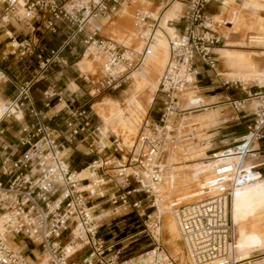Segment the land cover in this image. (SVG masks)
Returning <instances> with one entry per match:
<instances>
[{"label":"built area","instance_id":"built-area-1","mask_svg":"<svg viewBox=\"0 0 264 264\" xmlns=\"http://www.w3.org/2000/svg\"><path fill=\"white\" fill-rule=\"evenodd\" d=\"M210 1L186 0V10L181 16L183 30L169 37L168 59L159 77L157 91L162 98L158 122L143 120L132 154L125 160L115 161V176L109 175L108 158H97L80 170L72 169L64 158L57 128L40 121L22 127L17 143L23 149L14 156L0 158V264H176L155 240L161 217L158 213L153 218L145 215V209L155 205L145 200L155 194V186L167 175L166 160L177 138L166 129V123L173 113L184 109L179 107V98L195 83L196 60L210 69L216 68L213 50L220 44L222 35L209 23L205 6ZM0 3L10 11L23 7L24 17L28 18L37 12L51 13L46 27L52 31L56 28L55 20L74 23L82 30L90 18L109 17L119 4L118 0H68L66 3L62 0H0ZM134 19L137 26L152 18L137 12ZM84 42V53L91 48L90 56L102 60V75L92 87L93 95L105 89L120 88L129 79L131 70L141 66L144 60L143 51L99 39L96 31ZM22 48L24 53L29 44ZM38 57L44 68L49 58L43 59L41 53ZM5 77L0 69V81ZM29 89L30 82H26L17 95L3 105L0 120H20L17 114L22 116L30 100ZM247 95L258 101L254 119L246 125L239 139L208 155L213 167L202 182L201 190L206 193L195 201L172 205L189 264H246L264 258V254L237 258L230 213L233 192L261 178L249 158L255 152V143L264 138V87L258 86V90L249 91ZM71 116L82 119L78 125H74L75 119L67 122L74 135L92 125L86 106L73 110ZM92 128L99 132V124L93 123ZM3 132L0 128V135ZM117 151L115 146L114 152ZM85 169L86 175L83 174ZM134 194L141 197L131 199ZM98 198L115 208L134 210L143 226L139 232L151 239L152 248L123 257L121 249L105 245L95 215ZM145 203L147 206L142 208ZM15 240H18L16 246L24 241L38 242L35 261L30 262L26 255L15 250L12 244Z\"/></svg>","mask_w":264,"mask_h":264},{"label":"rangeland","instance_id":"rangeland-1","mask_svg":"<svg viewBox=\"0 0 264 264\" xmlns=\"http://www.w3.org/2000/svg\"><path fill=\"white\" fill-rule=\"evenodd\" d=\"M67 1L68 0H62L63 3H66ZM118 2L119 4L116 6V10L113 13V15H115L118 19L117 21L115 20L116 18H111V20L108 22L105 18L102 19L101 16H97L95 18H90V25L88 26L87 24V26L93 28L100 27L102 24H106L109 26V35L112 36L118 43H124V45L128 47L134 46L138 51H143L144 42L138 39L137 34L145 33L143 35L149 37L146 33V29H151L148 23H153V21L146 19L144 23L141 22L135 26L134 16L137 12L151 15L150 18H152V20L157 19L156 23L159 24V27H157V24H155L152 32L150 30V33L155 34L156 31L162 30L166 37L172 36L174 31L169 32L164 28L162 20L165 13L169 11L173 5L179 4L177 17L173 19L175 20L185 12L187 6L186 2L184 3L183 0H162V4L160 2L150 3L149 0H118ZM69 4L70 3H68L66 7H69ZM209 4H211L210 9L207 8ZM228 4H230V2L228 3L227 0V5ZM208 5L205 6V11L210 18L209 23L212 24L214 26L213 28L222 35V40L220 44L216 46V48L218 47V49H226L219 50L221 58L216 52L218 49L213 50L216 53V57L218 58L215 69L217 72L224 73L228 72V68H230L231 71L229 73L235 76L231 77L232 80L229 79L228 83H225V85H222V83L226 80V77L223 74L213 76L212 79L214 80V84L219 85L221 88L231 85V87L228 88L231 96L229 99H226L224 102L220 103H202V100L198 99L199 104H201H193L197 105L193 106L189 105V97L193 96L194 98H199L198 96L193 95V89H187L182 94V96L179 98V107L185 108L179 112L173 113L170 116V120L166 123L172 127L171 135L176 136L177 142L175 148L171 152L169 151V155L166 160L168 173L166 175V179H164L161 184V191L163 192L164 198L158 199L157 201V205L161 213L157 210L156 204L145 209V215H150L151 218L157 215V213L160 214L161 226L159 235L156 236L155 240L161 245V247L175 261L176 264H186L188 259L186 258L180 237L178 236L179 234H177L175 226L172 222V220H175V216L173 213V207L170 206V202L189 203L203 197L201 195L206 193V191L201 190L202 182L205 180L206 175L213 167V162H211L212 160L208 159L210 152H207V149L213 146L212 143L218 142V140L221 138V128L234 122L233 120L230 122H225L226 120L235 118L242 113L253 112L255 110L256 99H254L253 96L248 97L247 92L250 91L253 93L254 91L258 90L259 84L264 85V77L262 76V71L264 70V66L262 65V60L264 59V27H262L264 24V0L232 1L230 5L232 7H228L230 10L229 13H231L232 17V19L229 20V22L232 21L231 28H225L224 26L223 21H225L228 13L223 8L221 0H211ZM233 7L238 8V15L235 12L236 9ZM211 10L217 11V13L220 12V15H216V17L210 16L209 14ZM162 13L163 15L160 18ZM24 14V8L19 6L14 11H5L4 8L0 9V15H5L4 20L8 19L10 21L16 22L24 19ZM98 19L103 20L101 24L96 23V20ZM217 24L220 25L217 26ZM150 44L141 66L131 70L129 79H127L120 88L116 90L111 88L109 89V92H114L116 95L119 94L117 100H113L115 101L114 103L118 105V107L123 109V107H126V98L130 99L135 96L142 100L145 99V94L147 91H145V93L137 92L135 95L131 93V84L133 82L134 76L137 77V75L140 74L155 86L153 89L155 96L152 106L148 108L146 113L139 118V121L137 120L138 122H135L134 130L124 128L125 123L130 121L127 115H125L121 120H115L116 118L112 116V113L110 112L114 110L113 107L116 105L112 104L111 101H108L112 98L106 97V90L100 92L96 97L93 98V100L89 102V105H92L91 110L93 112V116H95V119L99 121L102 134L104 137L108 138L109 143L107 144L111 149H113L115 144H118L119 147H123L124 150H127V152L131 150L143 120H151L154 112H160V101L162 96L156 89V83L158 87L159 77L164 69V64L167 59L166 55L168 54V41L166 44V55L164 56V52L162 53V51H160L158 60L151 54ZM229 51L232 53L240 51L248 55V61L253 67L250 70L251 74L248 81L244 80L242 74H240V71L237 70L235 66H231L228 62L227 53ZM248 53L252 56H249ZM162 55L164 56V58H162L164 59V63L161 70L154 73L155 80L146 77L141 69L148 70L147 68L149 67V70H154V65L156 63L152 62H158L161 58L160 56ZM224 60H227V65L224 64ZM82 61L87 66V69H90L87 71V73L92 74L93 79H96V77H101L102 60L100 58L94 55H91L90 57L84 55L83 59L80 61V66ZM134 72L138 74H135ZM244 90L246 92H244ZM154 92L152 93L153 95ZM245 98L248 99L244 102H241V100ZM235 100L240 102L234 104L233 101ZM0 102L2 104L1 100ZM129 108L133 109L132 103L129 104ZM182 117H184V124L180 125L179 122L181 121ZM193 122H199L201 124H194ZM126 131L129 132L127 133ZM114 155L118 157L117 153ZM110 162L112 163L113 161ZM110 169L113 171H109V173L115 176V168L113 167ZM127 171H130V169ZM185 192H187L188 195H191V198L189 200L181 201V196L184 197L186 195ZM155 197L156 195L154 194L145 201L150 203L154 202ZM104 206H109V210L114 209L116 211L115 213H109V218L122 215V217L116 219L119 221L134 215L132 219L133 221H137L136 224L134 223L135 225H130L125 228L126 231L124 235L126 236V233H128V235H131L132 233L137 234L129 237L117 245V247H120L127 244V246L124 247L123 254L134 250L135 253L130 255L132 256L152 248L153 244H150L151 239L148 236H145L144 232H139L143 226L141 224V220L137 217L134 210H131V208L123 209V207L115 208V206L111 204H104ZM146 206L147 203L142 205V208H145ZM235 207L234 242L236 248H238L243 256H248L251 252V255H263L264 241L257 243L253 238L257 235L261 239H264V215H253L251 212L248 213L243 211L253 207H258L259 210H264V189L261 186H257L256 188H252L239 195L238 203ZM126 212L129 213L124 215ZM244 222L245 226L242 224ZM136 238L137 240L133 241ZM254 242L257 243V247ZM17 243L18 240L12 241L13 245H17ZM26 243L28 245L29 251L30 249H34L35 252L39 251V247L37 246L38 242L26 241ZM33 253L34 252H30V258L28 259L30 262L35 261Z\"/></svg>","mask_w":264,"mask_h":264},{"label":"crops","instance_id":"crops-1","mask_svg":"<svg viewBox=\"0 0 264 264\" xmlns=\"http://www.w3.org/2000/svg\"><path fill=\"white\" fill-rule=\"evenodd\" d=\"M232 1L242 0H228V3L230 2L228 5L227 0H221L223 8L228 13L225 21H223L225 28H231L230 24L232 21L229 22V20H231L232 17L228 7L231 5ZM149 2H160L162 4V0H149ZM210 6L211 4H209L207 8L210 9ZM2 8H4L5 11L7 10L5 5L0 3V9ZM234 9H236L235 12L238 15V8ZM162 15L163 13L160 15V18ZM209 15L216 17V15H220V12L217 13V11L211 10ZM99 16H101L102 19L105 18L108 22L111 18H116L113 14L109 17L104 15ZM181 16L182 15L175 20L167 21V24L174 29L173 34L180 33L183 30L184 21ZM48 18H52V14L49 12H37L30 18L24 17V19L16 22L8 19L4 20L5 15H0V69L6 75V77L0 81V100L2 101V104L0 102V118L4 110L3 105L9 103L26 82H30V100L23 108L22 116L17 114L20 120L17 121L12 118H2L0 120V128L4 130L3 134L0 135V158L5 155L14 156L19 153L23 148L19 147L17 137L21 134L22 127L26 124L40 121L58 129L59 141L63 144L64 158L72 169L80 170L97 158H108L109 171H113L110 168L115 167V161L127 159L132 154V149L127 152L123 147H119L118 144H115V146L118 147V151L114 152L115 146L113 149L108 146L107 143H109V140L107 137L103 136L100 123L95 119V116H93L91 110L92 105H89V102L97 96L93 95L91 90L99 78L96 77V79H93V75L87 73L90 69H87V66L83 63L84 60L81 62V66L80 61L83 59L84 50L86 48L84 41L93 31H96L99 39L108 40L120 47L137 48L134 46L128 47L124 45V43H118L109 35V26L106 24L100 25L101 28H91L88 27L90 25L89 19L84 24L83 29L78 30L74 23L55 20L56 28L52 31L46 27V20ZM102 19L96 20V23L101 24L103 21ZM115 20L117 21L118 19L116 18ZM150 21H153V23H148L152 32L155 24H157V19H150ZM157 27H159V24H157ZM153 35L154 33H150L149 37L152 36L153 38ZM137 37L144 42L143 52L145 57L152 39L150 40L148 37L140 35V33L137 34ZM166 37L168 41L170 36ZM25 44H29V49L23 53L24 48L22 47ZM51 51H54V54H51ZM216 52L219 54L217 50ZM39 53L42 54L43 59L49 58V62L44 68H41L40 63L42 59L38 57ZM219 57L221 58L220 54ZM163 61L164 59H159L158 62L153 61L152 63H156L154 65V70H149L148 67V70L141 69V71L146 77L155 80L154 73L161 70L164 63ZM224 64L227 65V60H224ZM195 65L197 70L195 83L190 87L193 89V95L198 96L199 98L197 99L202 100V103H220L229 99L231 93H229L228 88L231 87V85L221 88L219 85L214 84L212 77L223 74L226 77L225 82L229 79L232 80L231 77L235 76L229 73L231 71L230 68L225 65L229 71L220 73L217 72L216 69H210L198 60H196ZM225 82H223L222 85H225ZM105 90L107 91L106 97H111V100H117L119 97V94L116 95L114 92H109V89ZM154 96L155 92L147 110L152 106ZM81 106L89 108L92 125L85 131L74 135L71 133V128L67 126V122L71 119H75L74 125H78L82 122L81 118L71 116V112ZM255 106H257V102H255ZM31 110L36 113V116ZM158 118L159 111L154 112L151 120L153 122H158ZM253 119V112H247L235 118H230V120H226L225 122H230L232 120L234 122L221 128V138L218 142L212 143L213 146L208 148L207 152L226 148L235 140L239 139L240 136L245 133L246 125L252 122ZM93 123L99 124L98 133L92 130ZM254 150L255 152L249 158V162L261 175V178L257 179V181L259 186L264 189V138L255 143ZM115 153L118 154V157L114 155ZM110 161L113 162L111 163ZM83 174H87V169L83 171ZM109 175L113 176L110 173ZM140 197V194H134L131 199ZM95 202V215L97 217L104 213L116 212L114 209L109 210V206H104V204L110 203H107L103 199L98 198ZM127 213L129 212H126L124 215ZM133 216L117 221L116 219L122 217V215L109 218V214H107L98 219L100 226L99 235L103 238L105 245H113L114 249H121L123 257L135 253L133 250L123 254L124 247L127 246V244L117 247L122 241L137 234L132 233L128 235V233H126L127 235H124L126 231L125 228L130 225H135L137 222L133 221ZM135 240H137V238L133 241ZM13 247L15 250L26 255L28 259L30 258V252H34L33 256L36 255L34 249H30L29 251L26 241L19 243L18 246L13 245Z\"/></svg>","mask_w":264,"mask_h":264},{"label":"bare ground","instance_id":"bare-ground-1","mask_svg":"<svg viewBox=\"0 0 264 264\" xmlns=\"http://www.w3.org/2000/svg\"><path fill=\"white\" fill-rule=\"evenodd\" d=\"M139 2V1H138ZM183 2L185 3L186 0H183ZM124 6V5H123ZM178 10H179V4H176V5H173V7H171L169 9V11H167L164 15V18L162 20V23H163V26L165 29H167L169 32L170 31H174V29L169 26L167 24V21L168 20H173L174 18L177 17V14H178ZM149 17H151V15L147 14ZM261 18V17H259ZM258 20H261V19H258ZM230 27H232V23L230 24ZM262 27H264V24L262 25ZM146 33L148 34V36L150 35V30L149 29H146ZM145 34V33H143ZM228 34V33H227ZM167 41H166V37H165V34L158 30L155 32V34L153 35V38L151 40V44H150V52L151 54L153 55V57H155L157 60H158V57L160 55V51H162V53L164 52V56L166 55V50H167ZM218 48V47H217ZM216 49V48H215ZM219 50L221 49H218V52ZM91 51V48H88V50H86V52L83 54L84 55H87L88 57H90V52ZM249 54V53H248ZM167 56V55H166ZM249 56H252L249 54ZM86 57V56H85ZM162 58V56H160ZM166 58V57H165ZM227 60L228 62L230 63L231 66H235V68L237 70L240 71V74H242V77L244 80L248 81L249 78H250V70L253 68L250 63H249V58H248V55H246V53H243V52H240V51H237V52H231L229 51L227 53ZM162 62V61H161ZM262 65L264 66V59L262 60ZM255 67V66H254ZM263 72V77H264V70L262 71ZM135 73V72H134ZM133 73V74H134ZM132 74V75H133ZM135 74H138V73H135ZM258 86H261V87H264V85H258ZM154 85L148 81L147 79H145L143 76H141L140 74L136 76H134L133 78V82L131 84V93H133L135 95V93L137 92H142V93H145V99L142 100V99H139L138 97H135L133 96L132 98H126L125 100V103H126V107L123 109L118 107V105H116L114 102V100H109L112 102V104H115L116 106H114V110H112V116L115 117L116 119L115 120H121L123 119V117L125 115L128 116L129 118V122L128 123H125L124 125V128L126 129H129V130H134V126H135V122L138 120H140L139 118L146 113V110H147V107L151 101V97H152V93L154 92L153 89H154ZM156 89H157V83H156ZM155 89V91H156ZM190 99V104L189 105H193V104H199V100L197 98H193V97H189ZM254 101V100H253ZM255 102H258L257 100H255ZM128 103V104H127ZM133 104V109H130L129 108V104ZM95 105V104H94ZM93 105V106H94ZM110 107V106H109ZM112 108V107H111ZM110 109V108H109ZM111 116V115H110ZM113 117H110V118H113ZM110 120V119H109ZM170 120V118H168V121ZM114 121V120H113ZM111 121V122H113ZM137 121V122H138ZM167 121V122H168ZM115 122V121H114ZM116 123V122H115ZM180 125H183L184 124V117H182L181 121L179 122ZM194 123V122H193ZM197 124H201L199 122H195ZM194 123V124H195ZM116 125V124H115ZM137 125V123H136ZM136 128V127H135ZM171 126L166 124V129L167 130H171ZM127 132V131H126ZM125 132V133H126ZM129 132V131H128ZM127 132V133H128ZM168 173V172H167ZM167 176H165L164 179H166ZM164 181V180H163ZM194 183V182H193ZM162 183L158 184L157 186H155V201L154 203L157 205V201L158 199H163L164 198V195H163V192L161 191V185ZM257 186H259V183L257 180L245 185L244 187L236 190L233 192L232 194V197H231V203H230V213H231V220L234 224V229H235V206L237 205L238 203V196L247 192L248 190L252 189V188H256ZM186 195L184 197L181 196V201H184V200H189L191 198V195H188L187 192H185ZM184 193V194H185ZM189 193V192H188ZM193 198V197H192ZM180 202H170V206H172L173 204H178ZM157 210L159 211V208H158V205H157ZM160 212V211H159ZM243 212H251L253 213V215L255 214H259V215H264V210H259L258 207H253V208H250V209H247L246 211H243ZM111 213V212H109ZM109 213H104L103 215H100L97 217V219L101 218L102 216H105ZM115 213V212H114ZM161 213V212H160ZM174 226H175V229H176V232L177 234H179V231H178V226H177V222L175 220H172ZM243 226H245V222L242 223ZM243 230V229H242ZM245 230V229H244ZM244 232V231H243ZM179 236V235H178ZM253 236V235H251ZM251 238V237H250ZM254 240H256L257 243H259L260 241H264V239H261L259 236H254L253 238ZM234 241H235V236H234ZM257 243L254 242V244L256 245ZM261 244V243H260ZM262 246V245H261ZM234 247L235 249L238 251V255H237V258L239 259H246V258H249L251 253L248 255V256H243L242 253L238 250V248H236L235 246V242H234ZM255 247V246H254ZM257 247V245H256ZM263 248V247H262ZM186 264H189L188 262H186ZM246 264H264V258L260 259V260H256V261H253V262H249V263H246Z\"/></svg>","mask_w":264,"mask_h":264}]
</instances>
